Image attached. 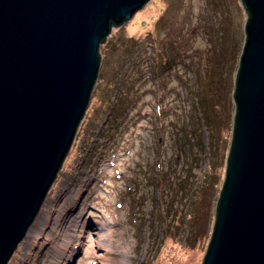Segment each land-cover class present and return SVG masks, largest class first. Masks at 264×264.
<instances>
[{
    "label": "rangeland",
    "instance_id": "rangeland-1",
    "mask_svg": "<svg viewBox=\"0 0 264 264\" xmlns=\"http://www.w3.org/2000/svg\"><path fill=\"white\" fill-rule=\"evenodd\" d=\"M246 17L241 0H150L114 27L71 149L7 264H203Z\"/></svg>",
    "mask_w": 264,
    "mask_h": 264
},
{
    "label": "water",
    "instance_id": "water-1",
    "mask_svg": "<svg viewBox=\"0 0 264 264\" xmlns=\"http://www.w3.org/2000/svg\"><path fill=\"white\" fill-rule=\"evenodd\" d=\"M150 0H0V264L26 237L74 142L100 44ZM247 19L225 178L203 264H264V0Z\"/></svg>",
    "mask_w": 264,
    "mask_h": 264
},
{
    "label": "trees",
    "instance_id": "trees-1",
    "mask_svg": "<svg viewBox=\"0 0 264 264\" xmlns=\"http://www.w3.org/2000/svg\"><path fill=\"white\" fill-rule=\"evenodd\" d=\"M246 19H247V17H246ZM118 27V26H117ZM244 43V42H243ZM242 51V50H241ZM101 57H102V55H101ZM240 58V57H239ZM214 61H215V64L213 63V65H216V60L214 59ZM218 64V63H217ZM214 67V66H213ZM212 72V75H211V79H214V77H215V71L213 70V71H211ZM236 74H237V72H236ZM230 148V147H229ZM229 153V152H228ZM202 191H201V189L199 188V189H197V190H195V195H196V198H198V199H200L199 198V194L201 193ZM220 192V191H219ZM201 201H203V200H201ZM218 201V200H217ZM217 201H216V203H217ZM193 221H194V219H196L197 218V215H196V213L195 214H193ZM196 217V218H195ZM198 219V218H197ZM196 226V225H195ZM197 227H199L198 225H197ZM200 228V227H199Z\"/></svg>",
    "mask_w": 264,
    "mask_h": 264
},
{
    "label": "bare ground",
    "instance_id": "bare-ground-1",
    "mask_svg": "<svg viewBox=\"0 0 264 264\" xmlns=\"http://www.w3.org/2000/svg\"><path fill=\"white\" fill-rule=\"evenodd\" d=\"M245 22H246V20H245ZM244 25H245V24H244ZM219 195H220V194H218L217 200H218V198H219ZM39 211H40V209H39ZM39 211H38V212H39Z\"/></svg>",
    "mask_w": 264,
    "mask_h": 264
}]
</instances>
